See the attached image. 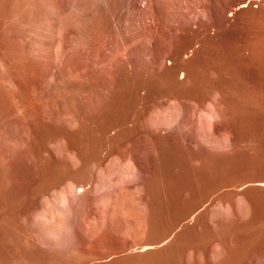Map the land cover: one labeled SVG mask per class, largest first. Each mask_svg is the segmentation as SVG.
Here are the masks:
<instances>
[{
  "label": "rangeland",
  "instance_id": "374dc122",
  "mask_svg": "<svg viewBox=\"0 0 264 264\" xmlns=\"http://www.w3.org/2000/svg\"><path fill=\"white\" fill-rule=\"evenodd\" d=\"M59 1L0 0V96L7 92L2 79L15 76L33 115L13 120L0 97V264H264V0H152L148 17L124 8L111 27L112 51L121 55L130 38L136 51L129 68L139 84L153 79L138 58L141 23L163 22L171 51L179 39L198 40L187 49L190 76L165 82L163 158L154 156L153 138L120 137L111 145L115 157L103 163V119L58 114L47 92L56 80L46 71L48 60L64 63L71 80L105 71L111 46L89 43L81 11L57 8ZM76 1L101 13L99 0ZM37 49L52 59L38 60ZM69 53L81 59L77 69L67 68ZM118 63L120 83L126 67ZM101 166L114 172L101 176Z\"/></svg>",
  "mask_w": 264,
  "mask_h": 264
},
{
  "label": "bare ground",
  "instance_id": "6f19581e",
  "mask_svg": "<svg viewBox=\"0 0 264 264\" xmlns=\"http://www.w3.org/2000/svg\"><path fill=\"white\" fill-rule=\"evenodd\" d=\"M137 1L138 0H136V1H132V0H99V1H97V7H99V9L101 10V13L100 14H97V15L90 14V12H88L89 11L88 10V7H86L87 5L85 6V4L84 5L83 4H80L76 0H61V1L57 2V3H55L56 4V7L57 8H60L62 10H66L68 8H75V9H78V10L81 11V13L83 15L82 17L86 20V23L88 25V32H87V34L89 36L88 35L87 36L91 38L90 41L88 39L89 43L92 40H97L99 38L97 41H99L100 39H102L103 42H104V40H107L106 42L109 41L108 44L106 43L107 46L108 45L111 46L108 49L105 48L107 50L110 49L112 53L110 52V50H109V52L113 56V58L111 59L110 54L107 53L109 55L110 61H109V59H105V60H107V62L109 61L108 65H106V66H109V68L108 69H105V71L104 70L101 71L100 69H98L100 71L97 70L98 72L97 71H89V73H88L87 71H85V72L88 73V74L85 75L86 77L83 76L80 73V75H82L83 77H80V76L79 77H76V78L74 77L75 79H73V77H72V80H71V79H68L69 77L68 78L66 77V75L64 73L66 70L65 71L62 70L63 69L62 67H63V64L64 63H57L54 60L53 61L52 60H50V61L48 60V63H47L48 69L46 71L47 78H50L51 77V79L53 78V80H56V84L55 85H53V86H52V84L50 86L48 85L47 92H48V98H49L48 100H49L50 106L52 108H58L59 111H60V113H58V114L66 115L67 117L69 116L74 122H80L82 120L84 121V119H89V118H91V117H93V116H95V115H97L99 113L100 122L102 123V121H103V123L101 125H99L100 126V128H99V134H100L101 139H102L101 141H99V153H100L99 162L100 163H103V162L109 160L110 157L114 156L113 155L114 154L113 153V149H112V146L111 145H114L113 143L114 142L116 143L117 142L116 140L117 139H120V137H123V138L126 137L125 139H129L130 137L133 138V139L135 137H137L138 139L139 138L141 139V137H146L145 140L146 139L147 140H151L153 138V140L157 144H155V146H156V151H155L156 153H155V155H154V152H152V153L158 159H160V158L162 159L163 158L164 153H165V151H164V144H165V140H166L165 135L163 134L164 133L163 131H164V127L166 126V124H168V122H166V124H165V118H166V116H165L166 115L165 108L167 107L165 105L167 103L166 102L167 101L166 99H168V98H165V96L167 97V94H166V86H167V84L165 85V82L167 81L168 78H170L171 82L173 81V84H174V82L176 83V82L179 81L178 79H184L185 77H187L189 75L188 70L186 71V69H184V67H185L184 63H186L185 59L187 57V49L191 46V44H194V42H197V40H198V39H196L197 37L195 38L196 40L192 39V37L190 35L189 36L191 37L192 40L190 39L189 40L190 42H188V43L185 42L184 40L182 42L179 39L178 41H180L181 43L179 42L176 45H174V42H173L174 47H172L173 49L171 51L167 47L168 44L166 42L165 33H164L165 32L164 30H166V29L163 28V25H164L163 22L161 23V21L160 22L157 21L158 23H155V22L153 23V22H150L149 21L150 22L149 23L148 21H146L144 23H141L140 24L141 25L140 27H139V25L138 26L136 25L137 27L140 28L139 29L140 30L139 40H138L139 43H138V46L135 45L134 42L133 43L138 48L137 51L139 52L138 55L140 56L138 58L141 61V64L143 63L142 65L144 66V68L146 66L150 65V68H147V70L148 69H151L150 72L152 74L151 77H153V79L149 78V80L150 79L151 80H154L155 86L153 84L154 87L151 88L150 87V84H149V82H151V81H149V80H148L149 82L147 80L146 81L144 80L145 82H148V83H146V85H143L142 84V83L145 84V82L143 80H142L143 82L141 84L137 83L136 79H138V78H135V74L133 73L134 71H132L134 67L132 66L133 67L132 69L129 68V66L131 65L130 63L135 60V58H134V60L132 59V56L135 54V51L136 50L133 49V47L131 48L130 46H128L129 42L131 43V40L128 37V39H126L127 41H125V39H124V42H127V43H125V44H127V46L125 45L126 47L123 48L124 51L121 52V55L118 53L119 55L116 56L115 53H113L114 50L112 51V49H114L115 47L114 46L112 47V45L115 42L114 39H113L114 38V34H116L117 32L114 33L111 30V27H113L112 25H114L113 23H115V22L117 23V21L123 19V16L125 14L124 11H123L124 8L126 9L128 7V9H132V10L133 9H138V10L139 9H143L142 12H141L143 14H141V13L140 14L141 15H144V13H145V16H146V13L147 12L149 14H151L152 13V10H154L155 5H154V2L152 0H147L145 3H143L144 6L139 5ZM156 3H158V1ZM159 3H161V2H159ZM42 7H44V6H42ZM161 9H163V8L161 7ZM34 10H35V8H34ZM46 10H48V9L46 8ZM43 12L40 13V15H42ZM159 12L161 13V11H159ZM146 17H148V16H146ZM39 18H40V16H39ZM143 18H144V20H148V19H145L144 16H143ZM152 18H154V17H152ZM151 19H149V20H151ZM158 19H159V17H158ZM141 20H138V21H141ZM134 21H136V20H134ZM151 21H153V20H151ZM44 24H46V23L44 22ZM205 25H207V24H205ZM46 26H47V24H46ZM207 28H208V26H207ZM42 29H43V31H46V30H48V27H45L44 26V27H42ZM42 29H41V31H42ZM133 29H134V27H133ZM180 30H182V28ZM191 30H192V28H191ZM194 32H195V30H194ZM189 33H191L190 30H189L188 34ZM194 34H196V33H194ZM197 34H199V33H197ZM197 34H196V36H197ZM71 36H73V35H71ZM127 36H128V34H127ZM129 36H132V33ZM200 36H201V33H200ZM78 37H81V36H78ZM75 38H76L75 35H74L73 38L71 37V39H75ZM118 38H117V40H118ZM131 38H134V37H131ZM119 39H121V38H119ZM173 39H172V41H173ZM183 39H186V38H183ZM202 40H204V39H202ZM71 41L73 42V40H71ZM111 41H113V43ZM120 42H122V40ZM204 43H205V41H204ZM77 44H78V42H77ZM208 44H209V41H208ZM118 48H120V47H118ZM207 48H208V46H207ZM77 49H80V48H77ZM59 50H61V49H59ZM133 50H135V51L133 52ZM208 50H210V49H208ZM119 51H121V50H119ZM190 51H188V52H190ZM35 52H36V55L35 56H36V58H38V60L39 59H42L43 60L45 57H47V56L42 55L43 54L42 53L43 52V49H37V51L35 50ZM70 54L71 53H69V55L65 58L66 61L64 60L65 63L67 64V68H68V65L71 64L73 66L72 67L70 65L71 68H73V69L76 68L77 69V67H74V65L75 66L77 65L79 58H78V56L75 57L74 56L75 54L74 55L73 54L70 55ZM169 54L170 55L172 54V55L169 56ZM114 55H115V57H114ZM81 57H82V55H81ZM47 58H50V57L48 56ZM104 58H106V57L104 56ZM104 58H103V60H104ZM50 59H52V58H50ZM63 59H61V62H62ZM80 60L81 59H79V62H80ZM58 61H59V59H58ZM192 61H190V64L192 63ZM118 62H120L122 64L121 65L122 67L123 66L126 67L125 68L126 70L124 72L125 73V76H123L124 79H122V81H120V83L117 81L118 80L117 79V74L115 73V69L118 66L117 64H119ZM137 62H139V61H136V63ZM171 64H172V66H174V64H176V66L175 67H172V68L167 67L168 65H171ZM3 65H4V63H3ZM187 65H188V63H187ZM106 66H105V68H106ZM45 67L43 68L44 70L46 69ZM124 67H123V69H124ZM137 67H138V64H137ZM188 68H190V67H188ZM4 69H5V67H4ZM92 70H94V68ZM73 71L75 72L76 70H73ZM142 71H144V70H142ZM99 72H101L102 73V76H103V78H102L101 81H99L100 80L99 79V76L101 75V73H99ZM0 73H1V69H0ZM4 74H5V72H4ZM77 75H79V73ZM143 75L141 76L142 78H143ZM0 77H2V76H0ZM14 77L15 76H13V78ZM145 77H148V76L146 75ZM145 77H144V79H145ZM11 78L12 77L10 75L8 77L5 76L4 79H2V80H4L3 82L5 83V88H6V91L7 92H4L3 95H1L3 97V100L4 101L2 102V99L1 98H0L1 99L0 101L2 103L6 102L5 105L8 104V108H7L8 110L7 111L9 113L10 118H12L13 120L15 119L17 121L19 119L26 121L27 119H29L30 117L33 116V115H31V112H30L31 110L28 108V106L31 105V104L28 103L29 105L27 106V104H26L27 102H25V100H23L22 96L18 92V90H20V89L17 88V86L14 84V82H13V80H11ZM3 82H2V84H3ZM152 82H151V84H152ZM0 85H1V83H0ZM2 86L4 87V84ZM177 86L175 87V89L177 88ZM1 89H3V88H1ZM152 89H153V91H152ZM173 90H174V88H173ZM3 91H4V89L2 90V92ZM172 94H174V93H172ZM175 94L177 95L178 93H175ZM178 97L177 96H173V97H171V99L176 100V102L178 103V101H177ZM42 98H45V97H42ZM180 99H181V97H180ZM31 101H32V99H31ZM171 103H174V102H171ZM46 106H47V104H46ZM172 106H174V105H172ZM29 107H31V106H29ZM5 109H6V107H5ZM45 110H47V109L45 108ZM176 110H177V108H176ZM2 111H4V110H2ZM52 113H57V112H51V114ZM9 116H7V117H9ZM151 116L152 117L153 116L155 117V122L154 123H152L153 119L151 118ZM48 117H49V115H48ZM67 117H65V118H67ZM150 118L152 119V121H149V120H151ZM51 119L53 120V118H51ZM60 120H61V118H60ZM150 122L152 124H150ZM28 123H30V122H28ZM73 126H75V125H73ZM67 133H69V131ZM71 133H73V132H71ZM21 134H22V132H21ZM21 134L19 133V135H21ZM26 136H27V134H26ZM26 136H25V138H26ZM68 137H69V135H68ZM70 137H71V135H70ZM137 138H135V139H137ZM28 140H30L29 137H28ZM120 140H122V139H120ZM125 145H127V144H125ZM152 146H154V145H152ZM124 147H126V146H124ZM114 148L116 149V147H114ZM153 148H155V147H153ZM74 150H76V149H73V151ZM122 152H123V150H122ZM116 155H118V153ZM123 157H125V156H123ZM148 157H151V156H148ZM44 162H45V160H44ZM109 162H111V160ZM52 164H53V162H52ZM107 166H108V164H107ZM113 168H114L113 166H112V169H110L109 167L107 168V167H102L101 166V168H99V174H101V176H102V174L104 175L106 173H108V174L111 173V172L113 173L114 172ZM109 176H111V175H109ZM105 177H107V175ZM146 248L147 249H151L152 247L151 246H147Z\"/></svg>",
  "mask_w": 264,
  "mask_h": 264
},
{
  "label": "built area",
  "instance_id": "2783aa9c",
  "mask_svg": "<svg viewBox=\"0 0 264 264\" xmlns=\"http://www.w3.org/2000/svg\"><path fill=\"white\" fill-rule=\"evenodd\" d=\"M258 2H260V0H258ZM256 7H257V5H256Z\"/></svg>",
  "mask_w": 264,
  "mask_h": 264
}]
</instances>
